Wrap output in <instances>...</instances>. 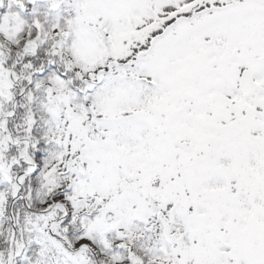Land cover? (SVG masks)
I'll list each match as a JSON object with an SVG mask.
<instances>
[{
    "label": "snow or ice",
    "instance_id": "obj_1",
    "mask_svg": "<svg viewBox=\"0 0 264 264\" xmlns=\"http://www.w3.org/2000/svg\"><path fill=\"white\" fill-rule=\"evenodd\" d=\"M0 264H264V0H0Z\"/></svg>",
    "mask_w": 264,
    "mask_h": 264
}]
</instances>
